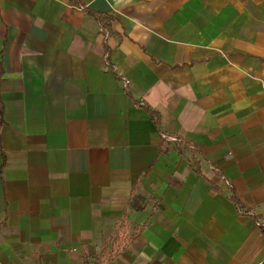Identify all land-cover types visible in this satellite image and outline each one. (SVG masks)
Returning <instances> with one entry per match:
<instances>
[{"label":"crops","instance_id":"0c3cea01","mask_svg":"<svg viewBox=\"0 0 264 264\" xmlns=\"http://www.w3.org/2000/svg\"><path fill=\"white\" fill-rule=\"evenodd\" d=\"M124 215L112 264H264V0H0V264Z\"/></svg>","mask_w":264,"mask_h":264},{"label":"trees","instance_id":"16d2710c","mask_svg":"<svg viewBox=\"0 0 264 264\" xmlns=\"http://www.w3.org/2000/svg\"><path fill=\"white\" fill-rule=\"evenodd\" d=\"M232 199L238 204V208L243 213H249L250 211L246 210L238 201V197L235 192L232 191ZM126 215L123 217V221L118 225L117 233L118 235L114 239H110L104 244L103 249L98 254L90 253V258L92 259V264H112L116 258L125 250L128 245V242L121 240V231L126 227ZM144 227L139 229L138 235L131 236V241H136L140 234L143 232ZM261 230L264 233V225L261 224Z\"/></svg>","mask_w":264,"mask_h":264},{"label":"built area","instance_id":"2783aa9c","mask_svg":"<svg viewBox=\"0 0 264 264\" xmlns=\"http://www.w3.org/2000/svg\"><path fill=\"white\" fill-rule=\"evenodd\" d=\"M125 87L128 88L129 87V81H125ZM164 138H167L164 136ZM171 141H175V139H170Z\"/></svg>","mask_w":264,"mask_h":264}]
</instances>
